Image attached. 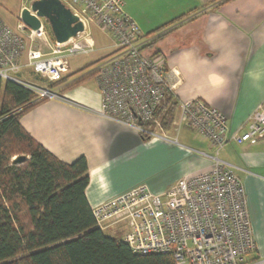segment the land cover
<instances>
[{
	"label": "crops",
	"instance_id": "0c3cea01",
	"mask_svg": "<svg viewBox=\"0 0 264 264\" xmlns=\"http://www.w3.org/2000/svg\"><path fill=\"white\" fill-rule=\"evenodd\" d=\"M34 1L0 0V18L17 30L22 11ZM123 1L125 12L140 28V41L152 39L143 47V54L160 62L178 105L202 100L225 117L229 134L243 128L264 101V0ZM152 12L163 14L164 23L157 28L149 14ZM89 33L94 50L70 58L69 71L63 77H73L54 89L60 98L32 108L20 122L36 142L62 162L86 159V197L91 208L141 184L163 193L186 176L210 170L215 148L186 124L164 129L178 145L144 140L131 126L100 114L102 96L96 77L63 92L82 78L79 72L97 66L114 52L108 33L95 24L89 26ZM48 36L42 40L46 51L56 43L52 33ZM159 36L162 38L155 42ZM79 57H85V62H77ZM26 62L24 55L22 63ZM20 76L42 79L29 68ZM178 118L179 109L175 120ZM218 157L234 169L245 188L257 245L248 261L264 264V140L229 143Z\"/></svg>",
	"mask_w": 264,
	"mask_h": 264
},
{
	"label": "built area",
	"instance_id": "2783aa9c",
	"mask_svg": "<svg viewBox=\"0 0 264 264\" xmlns=\"http://www.w3.org/2000/svg\"><path fill=\"white\" fill-rule=\"evenodd\" d=\"M79 18L84 31L48 51L36 47L51 34L45 19L32 30L22 21L17 30L0 18V78L32 90L36 101L57 100L58 91L19 79L24 68L50 82L68 73L70 58L94 50L89 26L95 24L113 38V54L96 73L102 104L100 114L136 129L149 140L178 145L165 135L156 113L169 86L160 62L143 54L152 41H140L138 24L125 12L123 0H61ZM28 8V7H26ZM26 55L27 62L22 63ZM176 129L187 125L208 140L216 153L205 172L179 180L163 193L138 185L92 209L97 228H124L125 243L137 255H170L176 264H263L249 262L257 250L243 183L218 154L229 143L256 144L264 140V101L244 127L230 133L225 117L202 100L182 102Z\"/></svg>",
	"mask_w": 264,
	"mask_h": 264
},
{
	"label": "trees",
	"instance_id": "16d2710c",
	"mask_svg": "<svg viewBox=\"0 0 264 264\" xmlns=\"http://www.w3.org/2000/svg\"><path fill=\"white\" fill-rule=\"evenodd\" d=\"M94 66L63 92L96 77ZM72 77L45 80V87L56 89ZM36 99L29 88L0 78V264H176L170 255H137L97 228L86 197V159L62 162L21 125L25 113L47 101ZM178 106L168 92L156 113L163 129L172 127ZM19 157L26 159L16 163Z\"/></svg>",
	"mask_w": 264,
	"mask_h": 264
},
{
	"label": "water",
	"instance_id": "95a60500",
	"mask_svg": "<svg viewBox=\"0 0 264 264\" xmlns=\"http://www.w3.org/2000/svg\"><path fill=\"white\" fill-rule=\"evenodd\" d=\"M40 19L48 22L53 37L59 44L67 43L84 31L83 23L61 0H35L29 8L22 11V23L32 30L40 29ZM25 159L15 158V162L22 163Z\"/></svg>",
	"mask_w": 264,
	"mask_h": 264
},
{
	"label": "rangeland",
	"instance_id": "374dc122",
	"mask_svg": "<svg viewBox=\"0 0 264 264\" xmlns=\"http://www.w3.org/2000/svg\"><path fill=\"white\" fill-rule=\"evenodd\" d=\"M152 17L154 16L155 20H153V22L155 23H158V24H155V28L159 27L162 25V18H163V14L162 12H152V13H149ZM95 31V30H94ZM95 35L97 36V32H95ZM46 45V43H45ZM45 45H44V41H39L37 44H35L36 47H39L41 49H45ZM85 57H79L77 58L76 60H78L77 62L81 63V62H85ZM87 58V57H86ZM89 59V58H88ZM96 67L93 68V70L95 69ZM92 70V68H91ZM23 82L25 83H28V84H35V85H39V86H43L45 87L46 86V83H45V79H43L42 81L41 80H35V78L33 79V77H22V76H19ZM15 159V158H14ZM122 230H124V228H116L115 230H108L105 232V234L107 236H111V237H114V238H117V239H121V240H124L125 238V232H123Z\"/></svg>",
	"mask_w": 264,
	"mask_h": 264
}]
</instances>
